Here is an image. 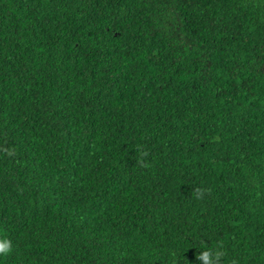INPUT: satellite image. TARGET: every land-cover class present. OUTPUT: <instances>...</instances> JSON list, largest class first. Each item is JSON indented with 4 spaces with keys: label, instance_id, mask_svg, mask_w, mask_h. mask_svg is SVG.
<instances>
[{
    "label": "trees",
    "instance_id": "obj_1",
    "mask_svg": "<svg viewBox=\"0 0 264 264\" xmlns=\"http://www.w3.org/2000/svg\"><path fill=\"white\" fill-rule=\"evenodd\" d=\"M0 264H264V0H0Z\"/></svg>",
    "mask_w": 264,
    "mask_h": 264
},
{
    "label": "clouds",
    "instance_id": "obj_2",
    "mask_svg": "<svg viewBox=\"0 0 264 264\" xmlns=\"http://www.w3.org/2000/svg\"><path fill=\"white\" fill-rule=\"evenodd\" d=\"M12 245L7 240H0V257L7 258V256L12 252ZM224 253L217 250L213 252L212 250L206 251L201 254L200 260L203 264H213L214 258L223 256Z\"/></svg>",
    "mask_w": 264,
    "mask_h": 264
}]
</instances>
